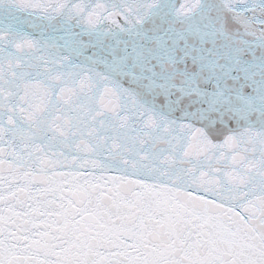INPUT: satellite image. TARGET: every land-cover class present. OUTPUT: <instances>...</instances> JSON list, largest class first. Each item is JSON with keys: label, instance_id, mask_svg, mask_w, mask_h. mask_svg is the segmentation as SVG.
Returning a JSON list of instances; mask_svg holds the SVG:
<instances>
[{"label": "snow or ice", "instance_id": "6c2138e0", "mask_svg": "<svg viewBox=\"0 0 264 264\" xmlns=\"http://www.w3.org/2000/svg\"><path fill=\"white\" fill-rule=\"evenodd\" d=\"M0 264H264V0H0Z\"/></svg>", "mask_w": 264, "mask_h": 264}]
</instances>
